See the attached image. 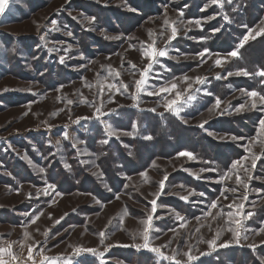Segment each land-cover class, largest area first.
Segmentation results:
<instances>
[{
    "label": "rangeland",
    "instance_id": "1",
    "mask_svg": "<svg viewBox=\"0 0 264 264\" xmlns=\"http://www.w3.org/2000/svg\"><path fill=\"white\" fill-rule=\"evenodd\" d=\"M165 18L183 23L166 46L167 56L153 66L149 90L174 78L181 89L187 86L181 82L184 76L207 78L204 84H193L195 99L179 117L165 110L163 97L141 93L137 101L131 98L133 82L147 63L141 42L149 41L151 32L157 47H165L171 34ZM196 20L199 26L188 23ZM262 27L264 0H7L0 13V246L14 242L13 251L26 258L33 241L46 255L60 257L72 252L69 245H78L103 256L83 252L72 257L73 264H157L154 253L132 246L142 242L137 235L140 221L156 199L153 227L159 231L152 235L159 239L153 243L172 240L165 252L187 251L191 244L199 257L194 264H264V233L255 234L264 221V159L255 168L245 161L251 180L240 171L248 183L247 201H240L243 213H255L243 220L240 242L215 251L200 242L217 232V244L233 240L228 228L235 224L204 213L221 191L237 187L235 174L218 180L233 160L250 155L245 147L254 140L252 153L262 151L257 126L264 110L251 109V100L240 91L257 90L261 77H215L226 76L225 69L264 68V34L249 39L223 67L214 61L235 50L249 30L255 35ZM162 30L164 38L159 37ZM252 45L254 49H247ZM205 49L203 58L197 55ZM129 62L137 65L135 75ZM109 66L130 87L111 100L105 94L103 110L110 114L97 120V81L109 76ZM217 97L221 106L210 112ZM85 98L88 103L82 102ZM241 104L246 107L237 112ZM153 107L155 112L148 111ZM79 117L91 119L77 121ZM105 124L111 125L113 135L107 134ZM244 191H227L228 199L221 197L220 205ZM37 213L39 219L32 223ZM177 214L187 222L183 229ZM172 228L180 235L174 236Z\"/></svg>",
    "mask_w": 264,
    "mask_h": 264
},
{
    "label": "snow or ice",
    "instance_id": "2",
    "mask_svg": "<svg viewBox=\"0 0 264 264\" xmlns=\"http://www.w3.org/2000/svg\"><path fill=\"white\" fill-rule=\"evenodd\" d=\"M213 4L217 3L218 0H212ZM230 2V0H229ZM7 0H0V13L4 12V9L6 7ZM179 16H183V12H179ZM225 20H228V17H224ZM53 25L56 23L55 21H52ZM178 23H183V21H169L167 18L164 19L163 24L164 26L171 28V34L166 37L164 40L165 47H157V40L153 38V34L149 33V41H143L141 42L142 45H144L143 51H142V59H145L147 63L139 69V78L135 79L133 82V86L135 88V91L132 93V100L137 101L138 97L141 93H145L148 96H157V97H163L165 99V102L163 103V107L166 111L173 113L177 117H179L180 113L183 111V108L186 104H188L190 101H193L195 99V96L192 94L193 90V84L196 85L204 84L206 82V77L203 76H197V77H188L184 76L182 78V83L186 84L187 86L181 89L179 87V83L176 78H174L172 81L165 82L163 84L152 86L151 90H149V74L153 71V66L157 63H159V58L167 56L166 46L170 44L172 40H174L178 35ZM188 23H195L199 26L200 21H189ZM264 34V27L260 28L258 32L255 33V35L252 34V31L249 30V34L245 35L243 39L240 41L239 46L227 53V55L223 58L217 56V58L214 61L215 66L217 67H223L224 64L229 62L230 58H237L239 56V49L242 48L249 39H255L257 35ZM69 36L72 35V33H68ZM160 38L165 37V31H161L159 33ZM43 39V37H41ZM109 39H119V37H109ZM130 47H133L130 45ZM208 52L207 49H205L203 52L198 53L197 55L203 58L205 54ZM61 62H63V58H61ZM130 63L131 68L134 70L133 75H135V70L137 69V65L134 63ZM226 71V76H221L220 74L216 75V79H226L227 77L233 76V75H239V76H259L264 78V68H261L255 72H250L244 68H238L235 72L233 71ZM114 73V75H113ZM120 73L116 71L115 69H112L111 66H109V76L105 78L104 81H97L98 84V92L97 96L100 99V106L95 107V113L94 118L99 120L102 117L109 115L110 112H105L103 110V104H104V95H109V100H111V96L116 93H121V90L128 91L130 85L125 83L123 80L120 79ZM261 84H264V79L260 80ZM88 87H93V85H87ZM242 94H245L250 100H251V109H257V110H264V94H261V92L257 90H251L248 91L246 89H240ZM211 95V93H208ZM82 102L88 103L87 99L85 98ZM69 104L72 103L71 100L68 101ZM221 99L217 97L215 99V104L213 109H209V111H213L215 109H219L221 106ZM133 106H137L134 104ZM246 107L245 104H241L236 108V111L239 112L242 109ZM111 111V110H110ZM148 111L155 112L156 108H150ZM80 119H91L90 117H79L77 118V121ZM207 123V121H204L200 126L203 127V124ZM135 127V125H133ZM105 129L107 131L108 135H113V129L110 124H105ZM257 135L258 137L262 138L260 140V143L262 145V151L261 154H255L252 153L251 150V144L255 141H251L250 145L245 147V151L250 153L249 156H244L239 159L233 160L229 170L225 171L223 175L219 177L218 182H224L226 180L232 179V175L235 174V183L237 187H233L230 189H225L221 191L220 196L216 199L212 200L209 204L207 210L204 213L205 217H211L212 220H216L219 217H226L225 223L228 225L235 224L236 227H229L228 230L232 232L233 240L232 241H225L223 243L217 244V240L220 236V233L217 232L213 239L211 240H201L200 242L207 243L209 248L213 251L216 250V248H224L230 246L233 242L239 243L240 242V236L241 232L240 229L243 228V220H247L252 218L255 213L253 212H247L246 214L243 213L244 209V203L240 201H247V190H248V183L246 180L240 175V171L242 170L244 173V176L247 177V180H251L253 177L249 174V167L245 163V161L250 160L251 167L255 168L257 160L264 159V119H261L259 121V124L257 126ZM145 139H151V137H145ZM233 139H237L233 137ZM107 143V141H104ZM180 156H188L189 159H193L194 156L191 152H181L179 153ZM207 163V162H205ZM141 176H145V173H141ZM167 179L165 176L164 179L160 181V188H164V181ZM53 186L48 185L47 188L51 189ZM240 187H243L244 194L239 197H235L229 204L227 205H220L219 200L222 197L223 199L227 200L228 196L225 194L227 191H231L233 194L239 192ZM45 195H48V191L46 190L44 192ZM59 195V193H57ZM191 195V193H189ZM203 195V194H201ZM119 198V197H117ZM182 200H187V196H181ZM152 205L151 213L147 215L146 219H143L140 221V224L142 225L141 229L138 230V237L142 240L141 243L133 244L132 246L135 247L137 250L140 249H146L152 253H154L157 257V264H161L162 261H167L168 264H194L195 261L199 259L197 255L193 253V247L191 244L187 245V251L181 252L179 249H172L171 253L165 252L163 249L168 247L172 240L168 241V244H161V245H155L153 243L154 239H159V236H153L152 233L154 231H159V229H154L153 227V220H154V214L157 211V200L153 199L150 201ZM226 207L230 209L227 213L223 212V208ZM213 209H219V211L213 213ZM39 213L34 215L31 218V222L35 223L39 219ZM50 215V214H49ZM239 217V218H238ZM158 218V217H156ZM176 219L179 221H184L183 223H180L179 227L181 229L186 227L187 222L185 221V218L177 214ZM199 220V218H197ZM56 223H59V220L56 221ZM123 223V220H121V224ZM204 225H201L200 227H203ZM173 233L174 236H179L180 233L177 231V229L172 228L169 229ZM196 231L199 232L200 228H196ZM264 233V221H261V227L255 231L256 235H260ZM101 237H104L105 233L103 231L99 234ZM25 236L28 237L29 234L25 232ZM137 237L134 236L133 239L135 240ZM243 239L247 240L248 237L245 235ZM13 243L10 242L6 246H0V264H10V262H14V264H28V262H31V264H73L72 257L79 256L83 252H89L93 255H97L102 257L103 252H97L96 249L91 248H84L82 246H72L69 245V247L72 248V252L64 257L60 256H49L45 254V251L43 249H36V242L33 241V243L29 244L27 247V256L26 258H22L20 255L15 253L13 251ZM101 243H103V240H101ZM261 244H264V241L260 242ZM250 248H255V244H249L247 245ZM111 247V246H108ZM105 251H107V248H105ZM199 251V250H197ZM37 253H39V259H37ZM210 253L200 252V255H206ZM181 257H186V259H181ZM103 264V262H101Z\"/></svg>",
    "mask_w": 264,
    "mask_h": 264
},
{
    "label": "trees",
    "instance_id": "3",
    "mask_svg": "<svg viewBox=\"0 0 264 264\" xmlns=\"http://www.w3.org/2000/svg\"><path fill=\"white\" fill-rule=\"evenodd\" d=\"M255 47H254V45H252L250 48H248L247 47V49H254ZM251 53V52H250ZM259 79V81L261 80V79H264V78H258ZM257 91H259V92H261V93H263L264 94V84H261V83H257Z\"/></svg>",
    "mask_w": 264,
    "mask_h": 264
}]
</instances>
